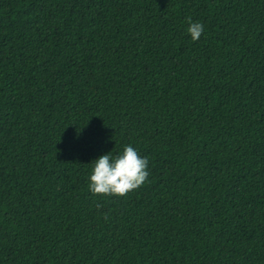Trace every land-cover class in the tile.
Masks as SVG:
<instances>
[{"label": "trees", "instance_id": "16d2710c", "mask_svg": "<svg viewBox=\"0 0 264 264\" xmlns=\"http://www.w3.org/2000/svg\"><path fill=\"white\" fill-rule=\"evenodd\" d=\"M0 264H264V0H0Z\"/></svg>", "mask_w": 264, "mask_h": 264}, {"label": "clouds", "instance_id": "9594fccd", "mask_svg": "<svg viewBox=\"0 0 264 264\" xmlns=\"http://www.w3.org/2000/svg\"><path fill=\"white\" fill-rule=\"evenodd\" d=\"M187 28L193 41H198L203 34L204 26L187 18ZM148 158L141 157L138 150L126 145L123 151L113 157L110 153L101 155L94 160V167L89 177V190L93 195L123 197L137 190L148 182ZM97 204V208H101ZM104 218L108 219L107 213Z\"/></svg>", "mask_w": 264, "mask_h": 264}]
</instances>
